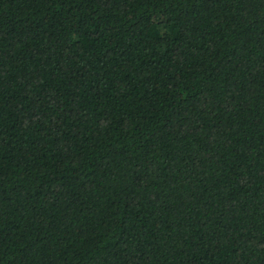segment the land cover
<instances>
[{
	"label": "trees",
	"instance_id": "trees-1",
	"mask_svg": "<svg viewBox=\"0 0 264 264\" xmlns=\"http://www.w3.org/2000/svg\"><path fill=\"white\" fill-rule=\"evenodd\" d=\"M0 264H233V0H0ZM234 264H264V0H234Z\"/></svg>",
	"mask_w": 264,
	"mask_h": 264
}]
</instances>
